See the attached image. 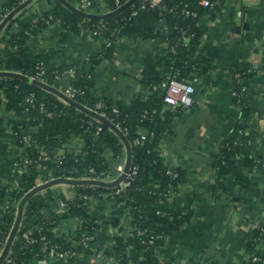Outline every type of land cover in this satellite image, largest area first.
I'll use <instances>...</instances> for the list:
<instances>
[{"label": "trees", "instance_id": "16d2710c", "mask_svg": "<svg viewBox=\"0 0 264 264\" xmlns=\"http://www.w3.org/2000/svg\"><path fill=\"white\" fill-rule=\"evenodd\" d=\"M28 1L32 3L35 0H8L3 3L0 8V20L4 14L8 17L16 10L19 13L26 9L27 6L24 5ZM53 1L54 4L49 11H45L36 20L22 23L20 31L10 36L8 41L14 48L13 51L4 55L0 53V101L1 95L5 94L9 101L8 107L23 119L16 131L19 143L22 145L24 135L29 134L32 138L30 146L26 148L30 164H26L16 183L15 178H12L0 191V264H35L47 256L42 252L41 241L29 244L23 237L24 231L32 227V223L28 224L35 216L43 230L34 231V237L39 239L44 235L51 244H57L78 255L89 252L90 246L97 243V238L86 245L83 244L81 234L78 233L73 240H69L56 234L55 228L67 219L78 217L83 222L81 231L94 233L98 225L90 214L84 196L100 197L106 194L108 198L129 208L134 227L131 236L115 238L113 249L120 263L170 264L159 261L154 256V250L165 235L184 222L180 215L169 207V198L179 183H185L186 175L182 168L167 166L161 155L159 140L163 132L170 128L171 120L176 113L169 109L160 115L164 106L163 96L153 88L165 81L168 76L177 73L180 80L188 82L191 80V73L200 70L202 62L197 49L203 33L198 21L204 13H215L224 0H210L215 3L214 7L204 6L201 0H162L160 7L151 4L142 6L141 0H107L109 11L103 13L94 10L98 9V0H89L88 10L91 16L82 11L81 0H66L67 5L64 0ZM126 4L129 5L116 12ZM107 14L111 15L104 17ZM15 19L16 17L11 20ZM160 19L165 20L169 27L168 33L161 36L171 48L163 60L167 73L163 78L160 77L157 66L163 61L160 62L158 57L150 56L141 78L142 85L145 88L150 87L154 92L146 100L141 95H136L129 103L125 100H115L105 94L97 96L92 91L94 87L92 70L103 60L112 58L123 38L140 40L156 36L155 23ZM3 22H0V27ZM57 23L62 29L61 42H65L71 35H91L102 39V50L88 61L81 60V63L68 67L56 66L52 62L59 50L32 54L30 40ZM87 63L90 64L89 69L86 67ZM40 64L46 69L48 86L60 93L62 92L58 88L59 84L54 79L55 74L74 66L76 74L69 84L83 90L84 93L74 98L62 93L67 99L66 102L61 101L60 94L34 82ZM32 95L33 100L28 101V97ZM100 100L106 104L108 121L115 127L105 126V122H99V118L94 115L97 113L96 104ZM42 104L45 110L41 109ZM48 112H51L50 116ZM248 115V112L244 111L241 120L221 142L220 154L213 166L217 171L218 182L230 174L250 189L253 184L245 174V169L250 171L254 166L262 167L264 161L254 160L250 154L254 139L245 134ZM117 123L122 130L126 128L128 134H124L119 128L117 130ZM99 124L103 126V130L97 133ZM142 128L153 133V137L147 133L148 139L142 144H136L134 140L140 135L138 132ZM77 136L83 140V147L78 152L71 149L72 141ZM65 146V153L59 155V150ZM126 148L130 150L128 171L137 167L138 173L124 192L117 194L119 183L109 184L102 179L96 180L98 182L75 183L77 196L70 200L68 210L61 215L46 217L44 211L49 208L51 202L65 198L57 195L51 186L35 191L39 180L43 183L62 177L76 180L86 176L90 168H95L98 172L111 173L115 162L123 157ZM108 152L113 154L112 159L107 156ZM40 166L44 168L41 169ZM168 170H172L176 176L168 173ZM23 199L26 201L20 221L22 224L19 225L6 252L18 220L15 206L6 208V205L14 200ZM139 229L143 230L144 234H137ZM263 229L264 226L256 229L254 237L247 242L246 249L250 253V258L245 264H264ZM151 238H154V242L150 244L147 241ZM128 247L144 251L145 258L131 262L127 254ZM254 256L260 257L261 260H253ZM74 259L75 257L69 260Z\"/></svg>", "mask_w": 264, "mask_h": 264}, {"label": "crops", "instance_id": "0c3cea01", "mask_svg": "<svg viewBox=\"0 0 264 264\" xmlns=\"http://www.w3.org/2000/svg\"><path fill=\"white\" fill-rule=\"evenodd\" d=\"M7 1L0 0V8ZM53 2L35 0L17 13L13 17L16 19L0 31V53L13 51L8 41L10 36L20 31L22 23L36 20L49 11ZM63 2L68 4L66 0ZM98 3V9L94 10L109 11L107 0ZM198 23L203 33L197 49L202 63L200 70L191 73L188 80L196 87L193 104L185 110L164 103L160 113L163 115L169 109L176 113L170 128L159 140V148L167 166L185 171V183H179L169 198V207L184 222L163 237L154 256L170 264H245L250 258L246 244L254 237L255 230L264 226V166L245 169L253 184L249 189L230 174L218 182L213 164L220 154L221 142L241 120L244 111L249 114L246 132L254 139L250 154L254 160L264 161V0H224L215 13H204ZM155 24L156 36L140 40L123 38L112 58L103 60L92 70V91L97 96L105 94L129 103L136 95L146 100L154 92L141 83L146 61L155 56L161 62L171 50L161 38L168 33V24L163 19ZM61 30L57 23L39 32L29 42L30 52L59 50L52 62L68 67L81 60L88 61L103 48L102 39L91 35H71L61 42ZM86 67L89 69L90 64ZM157 70L160 77L166 75L164 61ZM59 98L66 102L63 96ZM8 102L7 96L1 95L0 191L17 177L15 162L22 161L26 154L16 134L23 119L8 107ZM138 133L153 137L144 128ZM82 147V138L75 137L71 149L78 152ZM65 149L66 146L60 149L59 155ZM107 154L113 158L111 152ZM128 157L126 148L110 173L114 181L125 173ZM50 186L65 199L77 196L75 183L58 182ZM60 200L51 202L44 211L46 216L54 217ZM87 205L98 225L97 243L73 261L57 259L50 264H121L113 247L117 236H131L134 231L129 208L105 195H90ZM34 219L37 221L36 216ZM79 228L80 225L72 224L68 228L62 225L55 232L65 239H74ZM127 254L131 262L145 258L144 251L132 247L127 248Z\"/></svg>", "mask_w": 264, "mask_h": 264}, {"label": "built area", "instance_id": "2783aa9c", "mask_svg": "<svg viewBox=\"0 0 264 264\" xmlns=\"http://www.w3.org/2000/svg\"><path fill=\"white\" fill-rule=\"evenodd\" d=\"M141 1H142V6H144L146 4H151L152 6H159L160 7L162 4V0H141ZM89 4H90L89 0H81V6H82L83 12L89 13V10H88ZM201 4H203L204 6H207V7H214L215 6V3L211 2L210 0H201ZM1 17H2V19L0 20V22H3L5 20V18L7 17V14L2 15ZM96 34H97V32H96ZM185 39L186 38H184V40ZM46 73L47 72H46L44 65L40 64L38 66V71L36 72V74L34 76V80L38 81L42 84L48 85V78L46 77ZM75 74H76L75 67H70V68H66V69L56 73L54 76L55 81L58 82V84H59L58 88L60 89V91L62 93H64L66 96H69L70 98H74L78 94L84 93L83 90H80V89L74 87L72 84H69L71 78H73L75 76ZM178 75L179 74L177 73L174 76H168L165 81H163L159 85L155 86L153 89L156 91H159L162 94L164 103L166 105H168L174 109L182 108V109L188 110L193 104L194 94L196 92V87L193 83L180 80ZM194 80H196V78H194ZM33 97L34 96L32 95L31 97H28L27 100L32 101ZM95 108H96L95 111L97 112V114L100 117V119H98L99 122H104V121L109 119L108 113L105 111L107 106L102 100H100L96 104ZM41 109L45 110L43 104H42ZM47 114L50 116L51 112H48ZM116 127L121 129L120 124H118V123L116 124ZM102 130H103V126L99 124L97 126V133H99ZM122 132L124 134H128V130L126 128H124L122 130ZM245 134L248 135L246 131H245ZM147 139H148V135L145 133H142L138 137L135 138L134 142L136 144H142ZM18 141H19V139H18ZM31 141H32V138L29 134L24 135L22 137V141H21L22 146L26 149L28 146H30ZM27 163L30 164V159L27 158V154H25L22 161L19 160V161L15 162L16 169L18 170L19 173H18L17 177H15L14 183L17 182V178L24 172V167H26ZM39 168L43 169L44 166H42V167L40 166ZM137 173H138L137 167H135L132 171H128V172L124 173L125 178L119 183L120 186L117 188L116 193L119 194V193L124 192L127 189V187L130 186L131 182L134 180ZM168 173L172 174L173 176H176V173H174L172 170H168ZM62 178H66V177H62ZM78 179L95 180V181L102 179V180L111 181V182H113L115 180V178L110 174V172H108V171L98 172L95 168H90L88 170V174H86V176L79 177ZM41 184H43V182H41L39 180L38 185H41ZM105 196L108 197L107 194ZM84 197H85V200H88L90 198V196H84ZM70 200H72V199H61L60 201H58V205L54 211L55 212L54 214L55 215L64 214L69 208ZM20 202H21V200H14L12 203L9 202L6 205V208H10V206L12 205V206H15V208L19 212ZM46 217L49 218L48 216H46ZM31 221H32L31 222L32 227H29L26 231H24L23 237L25 238V240L29 244L41 241L43 243L42 252L46 253V255H47L45 258L39 259L35 264H50L52 261L57 260V259H70L73 257L77 258L79 256L78 253H76V252H72L71 250H68V249H63L57 244H51V242L48 241L46 239V236H44V235H42L41 238H39V239L34 237L33 232L34 231L41 232L43 230V227L38 223V221H39L38 218H37V221H36V219L33 220V218ZM82 223L83 222L80 218L72 217L69 220L68 219L65 220L62 224L58 225L55 229H57L58 227H61L62 225L67 226V228L70 227L72 224H74L76 226L80 225V228L78 229L79 234L82 235L83 244L87 245L88 244L87 242L96 240V238H97L96 234L97 233H96V230L94 233H88L85 230L81 231ZM28 225H31L30 222ZM263 231H264V229H263ZM137 234H144V231L139 229V230H137ZM69 240H73V239H69ZM147 242L150 244L153 243L154 238H151ZM253 260L260 261L261 258L258 256H254Z\"/></svg>", "mask_w": 264, "mask_h": 264}, {"label": "water", "instance_id": "95a60500", "mask_svg": "<svg viewBox=\"0 0 264 264\" xmlns=\"http://www.w3.org/2000/svg\"><path fill=\"white\" fill-rule=\"evenodd\" d=\"M30 3H31V1L26 2L24 6H28ZM128 5H129V4H126V5L122 6L120 9L116 10V12L121 11L122 9H124L125 7H127ZM17 11H18V10L14 11L13 13H11V14L5 19V21L3 22V24H2L1 27H0V31H1V30L5 27V25H6V24H7V23H8V22H9V21H10L15 15H16ZM116 12H113V13H116ZM80 13H82V12H80ZM88 15L91 16V14H88ZM108 15H111V14L104 15V17H106V16H108ZM92 16H93V15H92ZM34 82H36L37 84H39V85H41V86H43V87H47V88H49V89H51V90L57 92L58 94H60V95L63 96L64 98H66V97H65L62 93H60L57 89L52 88V87H50V86H48V85L42 84V83H40V82H38V81H34ZM66 99H67V98H66ZM94 115L97 116V117L100 119V117H99V115H98L97 113H94ZM104 122H105V126H113V127H115V126L112 125V124L110 123V121H108V120H106V121H104ZM116 128H117V127H116ZM117 130H118V128H117ZM119 133H120L122 136H124L123 133H122L121 131H119ZM128 150H129V148H128ZM129 163H130V150H129V157H128V162H127V166H126L125 173L128 172V170H129ZM124 178H125V174H123V176H121L120 179H118V180H116V181H114V182H111V183H109V184L120 183ZM58 182L84 183V182H98V181H95V180H81V179L72 180V179H69V178H60V179H58V180H52V181H49V182H47V183H44V184L38 185L35 191L42 190L43 188H45V187H47V186H50V185H52V184L58 183ZM25 201H26V199H23V200L20 202L19 212H18V220H17V222H16V224H15V226H14V230H13L12 233H11V236H10V242H9V244L7 245L6 252L8 251L9 246H10V243H11V241H12L14 235H15V232L17 231V229H18V227H19V225H20V221H21V218H22V211H23V207H24V202H25Z\"/></svg>", "mask_w": 264, "mask_h": 264}]
</instances>
